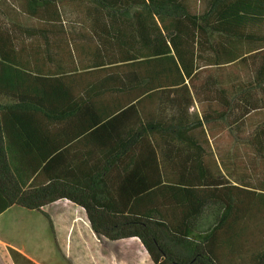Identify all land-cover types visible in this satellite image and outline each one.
Returning a JSON list of instances; mask_svg holds the SVG:
<instances>
[{"label":"trees","instance_id":"trees-1","mask_svg":"<svg viewBox=\"0 0 264 264\" xmlns=\"http://www.w3.org/2000/svg\"><path fill=\"white\" fill-rule=\"evenodd\" d=\"M61 200L152 264H264V0H0V215Z\"/></svg>","mask_w":264,"mask_h":264},{"label":"rangeland","instance_id":"rangeland-1","mask_svg":"<svg viewBox=\"0 0 264 264\" xmlns=\"http://www.w3.org/2000/svg\"><path fill=\"white\" fill-rule=\"evenodd\" d=\"M42 212L52 229L43 215L15 206L0 215V264H14L9 249L33 264H103L111 257L110 242L91 233L84 213L73 204L61 200ZM116 242L119 264L145 256L137 239Z\"/></svg>","mask_w":264,"mask_h":264},{"label":"crops","instance_id":"crops-1","mask_svg":"<svg viewBox=\"0 0 264 264\" xmlns=\"http://www.w3.org/2000/svg\"><path fill=\"white\" fill-rule=\"evenodd\" d=\"M67 202V201H66ZM76 207V206H75ZM78 208V207H77ZM80 209V208H79ZM81 210V209H80ZM82 211V210H81ZM83 212V211H82ZM84 213V212H83ZM85 215V214H84ZM86 217V216H85ZM89 226V224H88ZM90 229V227H89ZM91 230V229H90ZM92 234H94L92 231H91ZM131 240V239H130ZM109 243V242H108ZM115 243H118V242H110L109 243V246L111 247L109 249V253H110V258L108 259H104L101 261V263L103 262V264H119V260L118 258L116 257V250H115V247L113 244ZM145 253V252H144ZM129 264H152V262L150 261V259L148 258L147 254L145 253V256H141V258H137L136 260L130 262Z\"/></svg>","mask_w":264,"mask_h":264}]
</instances>
